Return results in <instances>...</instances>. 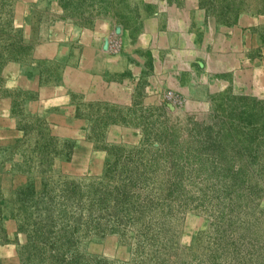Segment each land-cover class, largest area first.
<instances>
[{
  "label": "rangeland",
  "instance_id": "1",
  "mask_svg": "<svg viewBox=\"0 0 264 264\" xmlns=\"http://www.w3.org/2000/svg\"><path fill=\"white\" fill-rule=\"evenodd\" d=\"M156 1L0 0V264H264V0H194L206 54L98 95L84 29Z\"/></svg>",
  "mask_w": 264,
  "mask_h": 264
},
{
  "label": "crops",
  "instance_id": "2",
  "mask_svg": "<svg viewBox=\"0 0 264 264\" xmlns=\"http://www.w3.org/2000/svg\"><path fill=\"white\" fill-rule=\"evenodd\" d=\"M157 2L158 7L154 6L152 11L143 8L139 19L132 24L120 23L117 34L120 45L116 52L103 48L104 36L107 34L109 36L112 32L116 35L113 30L116 27L114 24L100 21L96 23V27L94 25L92 28L84 29L79 68L94 73L92 76L89 72L86 77L97 81L94 88L99 90L98 95L117 96L124 92L120 91L121 84L105 82L103 78L107 79V76L112 78L113 75L131 73V76L138 78L143 71L146 72L144 76H147L149 68H152L156 72L154 76L156 84L163 85L165 76L168 80H173L172 73L175 77V71L181 70V62L188 60L184 58L188 54L195 53L189 60L199 57L202 53L206 54L204 49L206 40L201 39L199 42L194 33L197 27L201 28L206 22L205 9L200 8L194 0H188L181 10L170 4L164 5L163 1H156V4ZM193 47H199L203 51H198V48L196 51L192 50ZM174 57L178 64L170 65ZM1 259L0 262L14 261L12 258Z\"/></svg>",
  "mask_w": 264,
  "mask_h": 264
},
{
  "label": "built area",
  "instance_id": "3",
  "mask_svg": "<svg viewBox=\"0 0 264 264\" xmlns=\"http://www.w3.org/2000/svg\"><path fill=\"white\" fill-rule=\"evenodd\" d=\"M108 45H109V48L110 49H115L116 48V46H117V39L116 38H109L108 39V43H107Z\"/></svg>",
  "mask_w": 264,
  "mask_h": 264
},
{
  "label": "water",
  "instance_id": "4",
  "mask_svg": "<svg viewBox=\"0 0 264 264\" xmlns=\"http://www.w3.org/2000/svg\"><path fill=\"white\" fill-rule=\"evenodd\" d=\"M119 31V28L117 27L116 28V32H118ZM107 43H108V38L105 40V42H104V44H103V46L105 47V48H107Z\"/></svg>",
  "mask_w": 264,
  "mask_h": 264
}]
</instances>
